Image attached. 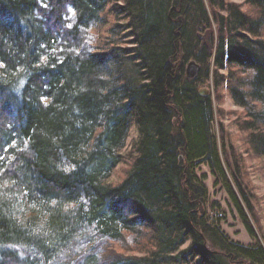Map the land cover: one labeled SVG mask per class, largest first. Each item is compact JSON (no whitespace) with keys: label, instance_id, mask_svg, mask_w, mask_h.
I'll return each instance as SVG.
<instances>
[{"label":"trees","instance_id":"1","mask_svg":"<svg viewBox=\"0 0 264 264\" xmlns=\"http://www.w3.org/2000/svg\"><path fill=\"white\" fill-rule=\"evenodd\" d=\"M240 1L0 0V264H264L211 128L225 91L264 174V0ZM202 164L253 246L209 215Z\"/></svg>","mask_w":264,"mask_h":264},{"label":"rangeland","instance_id":"2","mask_svg":"<svg viewBox=\"0 0 264 264\" xmlns=\"http://www.w3.org/2000/svg\"><path fill=\"white\" fill-rule=\"evenodd\" d=\"M228 2L240 3V0H226ZM243 9H246L244 6ZM207 88L209 93L213 95L214 90L211 82L200 86V89ZM242 109L235 105L227 93L224 91L219 99H214V119L212 122V134L217 140L218 150L221 158L224 156L223 148L229 155L234 151L236 159H239L241 165L242 181L246 185L247 190L252 194L253 212L250 214L246 211L250 222L252 223L257 238L264 246V174L261 171L259 161L247 153V146L244 142V135L238 127V116H242ZM135 135L131 129L130 136L127 139V146ZM198 176L205 174L203 180L208 190V213L216 215L222 213L218 218V225L226 238L233 243L243 246H253L257 241L250 237L246 232L232 202L229 199L225 189L220 184H215V177L210 169L202 164L196 171ZM118 174H114L110 182H116ZM212 202L217 204L214 209L210 206Z\"/></svg>","mask_w":264,"mask_h":264},{"label":"water","instance_id":"3","mask_svg":"<svg viewBox=\"0 0 264 264\" xmlns=\"http://www.w3.org/2000/svg\"><path fill=\"white\" fill-rule=\"evenodd\" d=\"M199 73V65L195 61H189L185 66V74L188 79H194ZM201 95H208L209 90L207 88H202L199 90Z\"/></svg>","mask_w":264,"mask_h":264}]
</instances>
